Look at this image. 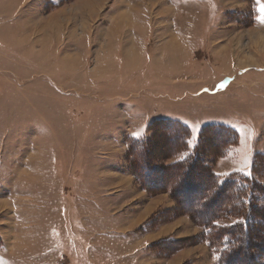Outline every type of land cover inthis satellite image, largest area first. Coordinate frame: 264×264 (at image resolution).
<instances>
[{
    "label": "rangeland",
    "instance_id": "1",
    "mask_svg": "<svg viewBox=\"0 0 264 264\" xmlns=\"http://www.w3.org/2000/svg\"><path fill=\"white\" fill-rule=\"evenodd\" d=\"M257 16V0H0V264H220L197 220L137 181L129 139L171 118L193 144L223 123L239 142L210 167L249 172Z\"/></svg>",
    "mask_w": 264,
    "mask_h": 264
},
{
    "label": "trees",
    "instance_id": "2",
    "mask_svg": "<svg viewBox=\"0 0 264 264\" xmlns=\"http://www.w3.org/2000/svg\"><path fill=\"white\" fill-rule=\"evenodd\" d=\"M190 136L187 124L162 118L151 123L149 135L130 137L135 178L150 194L169 193L181 212L197 220L220 264H264V183L255 178L264 176V153H255L249 172L232 171L220 178L207 159L226 155L238 144V132L210 123L193 144Z\"/></svg>",
    "mask_w": 264,
    "mask_h": 264
},
{
    "label": "snow or ice",
    "instance_id": "3",
    "mask_svg": "<svg viewBox=\"0 0 264 264\" xmlns=\"http://www.w3.org/2000/svg\"><path fill=\"white\" fill-rule=\"evenodd\" d=\"M257 4L259 5L261 12H264V3H262L261 0H257ZM257 19L261 20V22H264V16H257ZM131 135L132 136H138L139 133L138 132H132ZM246 163H247V161H246ZM143 243H144V245H148L149 241L145 240Z\"/></svg>",
    "mask_w": 264,
    "mask_h": 264
}]
</instances>
